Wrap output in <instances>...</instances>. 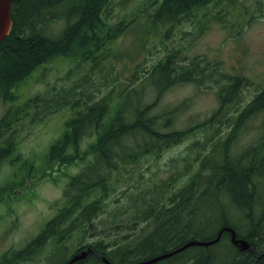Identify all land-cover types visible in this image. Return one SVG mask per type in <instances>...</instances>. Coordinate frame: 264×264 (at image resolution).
Returning <instances> with one entry per match:
<instances>
[{
	"label": "trees",
	"instance_id": "trees-1",
	"mask_svg": "<svg viewBox=\"0 0 264 264\" xmlns=\"http://www.w3.org/2000/svg\"><path fill=\"white\" fill-rule=\"evenodd\" d=\"M112 1L13 0L12 28L0 42L1 99L5 102L14 100L12 90L34 70L55 57L84 58L96 52L94 50L112 33L117 34L115 40L123 37L128 30V26L124 29V18L116 21L113 13L106 17ZM128 1L131 0L121 2ZM213 1L160 0L149 14V20L153 27L172 24ZM214 18L218 19V16ZM54 22L61 23L56 33L52 30ZM137 23L140 22L134 21L131 25L135 27ZM106 29L110 32L105 35ZM126 56L125 52H121L115 60L121 62ZM191 64L194 66V61ZM125 73L126 69L121 68L117 75ZM84 74L87 78L85 82H88L87 73ZM127 74L123 79L107 82L105 79L104 87L111 84L110 88L115 92L110 90L83 109L75 110L66 120L59 138L49 147L48 163H78L81 167L77 174L69 177L63 189L61 203L56 205L59 208L62 206L59 213L44 224L39 236L26 247L25 253H30L33 247L41 248L50 241L53 244L50 263L57 264L61 260L60 264H65L68 259L65 260L64 240L70 238L72 232L91 229L93 220L104 213V196L117 189L113 182L117 181L118 176H114L125 175L130 166L137 165L145 156H159L166 149L195 136L197 133L194 131L198 127L221 123L222 116L238 99L237 90L241 86L238 77L221 73L228 80L217 91L219 106L210 118L195 127L169 130L176 112L154 111L156 100L175 84L197 82L201 72L194 71L192 67H176L173 57L167 56L151 69L142 84L136 81L134 71ZM147 87L153 94L151 99L155 98L152 103L145 100ZM261 89L229 118L230 127L224 139L212 142L207 152L195 160V170L186 185L171 194L166 203L136 200L130 211L126 210L132 212L128 216H125L127 212L122 210L123 207L107 214L120 224L135 223L132 229L140 222L147 223L146 227L135 232L129 241L120 244L97 241L80 246L78 250L90 247L95 253H89L85 259L74 264H104L100 259L102 256L112 264L138 262L170 252L188 240H211L216 237L220 227L225 226L233 228L239 237L250 244V248L243 252L235 249L228 232H224L214 246L190 247L155 264H264V87ZM84 90L93 96L99 92L89 88ZM47 97L40 102H46ZM58 100L50 102L51 108L46 106L43 116L58 111ZM35 101L31 103L36 104ZM29 104L30 101L22 106ZM65 105L68 107L67 103ZM257 117H261L257 139L238 154H233L240 132ZM14 123L16 125L12 129ZM1 124H6L13 135L22 123L11 119L2 120ZM91 136L93 141L86 149H81L82 139ZM9 141L7 149L4 148V141L1 142L0 168L14 162L16 142L13 139ZM190 168L191 164H187L186 173L191 172ZM128 176H123L122 183L127 181L125 178ZM24 179L25 175H21V182ZM35 255L24 257L11 247L0 256V264H12L23 258L34 261Z\"/></svg>",
	"mask_w": 264,
	"mask_h": 264
},
{
	"label": "rangeland",
	"instance_id": "rangeland-1",
	"mask_svg": "<svg viewBox=\"0 0 264 264\" xmlns=\"http://www.w3.org/2000/svg\"><path fill=\"white\" fill-rule=\"evenodd\" d=\"M121 1L111 2L106 17L113 13L116 21L124 18L123 26L124 29L128 26V30L123 37L115 40L117 34L112 33L94 50L96 52L84 58L55 57L20 83L14 90L15 101L10 105L0 100V122L13 119L22 123L13 135L6 124L0 125V145L5 143L7 149L9 139L16 142L14 162L0 168V215L7 213L0 220V256L11 247L28 258L36 253L34 261L23 258L12 264H51L52 242L48 241L41 248L33 247L30 253H25L26 247L41 233L42 230L35 232L40 224L48 223L59 213L62 206L56 205L61 203L63 189L69 177L77 174L81 166L78 163H48V149L75 110L83 109L86 104L113 90L111 84L104 87L105 79L106 82L123 79L132 70L136 73V81L142 84L151 69L167 56L173 57L176 67H192L201 72L197 82L175 84L156 100L154 111L176 112L169 130L195 127L210 118L219 106L217 91L228 80L221 73L238 77L241 86L237 90L238 99L222 116L221 123L198 127L195 136L166 149L159 156H145L137 165L130 166L125 175L116 173L114 177H118L113 186L117 189L104 196V213L93 220L91 229L72 232L70 238L64 240L65 260L82 245L97 241L120 244L146 227L147 223L140 222L132 229L135 223L120 224L107 214L122 207V210L130 211L136 200L166 203L171 194L186 185L195 170V160L207 152L212 142L224 139L230 127L229 118L264 87V0H215L182 16L178 22L154 27L149 14L160 0ZM216 15L218 19L214 18ZM134 21L143 23L142 29L140 23L132 26ZM60 26V22H54L53 32L56 33ZM109 32L106 29L105 35ZM121 52L127 56L120 62L115 58ZM121 68L127 73L117 75ZM84 72L88 82H85ZM84 88L99 92L93 96ZM145 90V95L148 94L145 100L154 102L150 88ZM46 96L49 99L40 102ZM56 99H60L56 104L60 107L58 111L43 116L46 106L51 108V101ZM26 100L30 104L23 107L22 102ZM32 100H37L36 104L31 103ZM66 103L68 107H64ZM70 107H74L72 111ZM260 120L261 117L250 120L242 129L233 154L255 142L260 132ZM15 125L12 124L11 128ZM82 140L80 148L83 150L93 141L92 136ZM187 164H191L190 173H186ZM21 175H25L22 182ZM123 176H128L124 183ZM126 212L125 216L132 214ZM60 263L61 260L57 264Z\"/></svg>",
	"mask_w": 264,
	"mask_h": 264
},
{
	"label": "bare ground",
	"instance_id": "bare-ground-1",
	"mask_svg": "<svg viewBox=\"0 0 264 264\" xmlns=\"http://www.w3.org/2000/svg\"><path fill=\"white\" fill-rule=\"evenodd\" d=\"M261 91H262V89H261ZM224 232H228L229 240L235 249H238L241 252H243V251L248 250L250 248V244L245 239H243L242 237H239L238 233L233 228H231L229 226H225L222 228L220 227V230H218L216 237L211 239V240H197V239L196 240H193V239L188 240V242L184 243L182 246H180V247H178V248H176L170 252H166L163 254L153 256V257L148 258V259H144V260H140L138 262H133V263H128V264H139V263L155 264L158 261L164 260V259L172 256L173 254L181 252V251H183L187 248H190V247H194V246L208 247V246H212V245L214 246L220 240V238ZM217 237H218V239L216 241H214ZM211 241H214V242L211 243ZM91 252H92V249L90 247H87L84 249H79L78 251L74 252L69 257V259L67 260V262L65 264H74L80 260H83ZM100 259L104 264H112V262L110 263L109 260L105 256H102Z\"/></svg>",
	"mask_w": 264,
	"mask_h": 264
},
{
	"label": "water",
	"instance_id": "water-1",
	"mask_svg": "<svg viewBox=\"0 0 264 264\" xmlns=\"http://www.w3.org/2000/svg\"><path fill=\"white\" fill-rule=\"evenodd\" d=\"M12 1L13 0H0V42L9 34L12 27V22L10 19ZM218 237L214 241H216ZM214 241H211V243Z\"/></svg>",
	"mask_w": 264,
	"mask_h": 264
},
{
	"label": "flooded vegetation",
	"instance_id": "flooded-vegetation-1",
	"mask_svg": "<svg viewBox=\"0 0 264 264\" xmlns=\"http://www.w3.org/2000/svg\"><path fill=\"white\" fill-rule=\"evenodd\" d=\"M85 245H88V244H85ZM82 246H84V245H82ZM76 251H78V249L77 250H75V252ZM91 253H95V250H92V252ZM69 259V258H68Z\"/></svg>",
	"mask_w": 264,
	"mask_h": 264
}]
</instances>
